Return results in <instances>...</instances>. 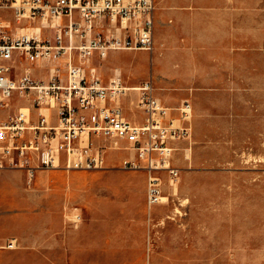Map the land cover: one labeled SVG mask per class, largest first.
Here are the masks:
<instances>
[{"label": "rangeland", "instance_id": "obj_1", "mask_svg": "<svg viewBox=\"0 0 264 264\" xmlns=\"http://www.w3.org/2000/svg\"><path fill=\"white\" fill-rule=\"evenodd\" d=\"M229 12L234 21L216 23L218 49L105 56L121 61L126 84L152 80L163 101L176 108L175 117L184 102L191 104V118L182 120L190 129L170 141L171 162L180 169L177 186L160 173L166 203L149 214L141 192L146 172L123 169L121 159L129 153L116 148L108 149L103 169H60L63 176L49 177L38 170L32 181L25 170L6 169L0 171V238L21 239L47 224L50 236L64 242V264H264V0ZM2 16L13 20L11 10ZM15 26L13 21V31ZM44 34L53 36V29ZM22 66L43 79L50 64L22 60ZM138 98L130 90L125 104L135 108ZM26 103L16 95L12 109ZM127 109L131 116L134 110ZM75 237L126 243L130 254L147 259L123 261L124 251L104 247L76 255ZM95 251L103 260H84Z\"/></svg>", "mask_w": 264, "mask_h": 264}, {"label": "built area", "instance_id": "obj_2", "mask_svg": "<svg viewBox=\"0 0 264 264\" xmlns=\"http://www.w3.org/2000/svg\"><path fill=\"white\" fill-rule=\"evenodd\" d=\"M7 10L13 20L0 16V113L9 111L0 116V171L25 170L32 181L41 169H102L107 149H123V169L147 171L149 211L166 203L160 173L177 186L170 141L190 129L182 120L191 118V104L174 117L176 108L162 103L152 80L128 86L119 76L105 83L94 69L84 71L94 53L153 50L155 0H0V12ZM49 28L53 36H44ZM22 60L48 62L49 78H34ZM130 90L139 93L142 121L126 114ZM16 95L27 103L12 111Z\"/></svg>", "mask_w": 264, "mask_h": 264}, {"label": "crops", "instance_id": "obj_3", "mask_svg": "<svg viewBox=\"0 0 264 264\" xmlns=\"http://www.w3.org/2000/svg\"><path fill=\"white\" fill-rule=\"evenodd\" d=\"M156 10L154 13V46L153 49H218L217 48V25L218 22H225L230 20H235V14L230 16V9L251 7L256 4V0H155ZM235 11V10H233ZM237 15V14H236ZM2 16V12H0ZM237 19V18H236ZM56 23L55 21H52ZM209 23H212V36L209 37ZM39 25L37 23L29 24L30 29H34L35 26ZM45 30V29H44ZM43 30V33H44ZM45 36V34H44ZM51 37V36H50ZM212 38L207 40V38ZM153 50V51H154ZM122 50H114L110 52H121ZM109 52V53H110ZM180 52V51H176ZM109 56V55H108ZM100 56L98 53H94L91 57L85 60L84 62V71L89 74L92 69L101 77V79L108 83L115 79L116 77L122 75V68L117 66L121 61H113L112 58ZM124 66H127L126 64ZM49 70L47 77H44V80L49 78ZM124 80V79H123ZM148 80H142L139 84H126L128 86H141ZM125 82V80H124ZM126 83V82H125ZM156 92V88H155ZM156 95L163 101L162 97ZM126 98H124L123 105L127 116L132 120L142 121V115L138 105L135 108L128 107L125 104ZM166 103L165 101H163ZM169 107H174L168 105ZM130 108L134 110L131 116L127 113ZM13 111V109H12ZM9 112V111H7ZM172 115L175 117V113L172 112ZM108 151V149H107ZM125 151L123 149L118 150ZM126 152V151H125ZM124 158V157H123ZM122 158V159H123ZM121 159V164H122ZM107 160V153H106ZM106 168V166H105ZM103 169V168H102ZM60 169H41L39 171L45 172L49 177L50 174H60L63 176ZM65 170V169H64ZM38 171V170H37ZM70 171V170H67ZM146 178L144 179V185L141 189L142 198L146 202V193H147V171ZM130 181L131 179H127ZM129 189L130 185L127 186ZM168 198V196H166ZM127 201L125 205L127 209L129 208V203ZM148 208V207H147ZM131 210V208H129ZM149 214L151 211H149ZM92 226V224H89ZM85 229L81 227L78 230ZM33 232L21 239L18 238L20 235L16 234L17 237H6L4 239L0 238V264H64L65 261V245L64 242L59 240L58 237L50 236L49 225L42 224L39 227L31 228ZM35 230H44L40 236L34 233ZM80 236V233H78ZM14 241L16 244L15 248H7L6 245L8 242ZM108 248L110 250L115 249L116 251H124V258L120 259L123 261H143L147 259L145 255L134 256L130 254L132 249L130 245L126 243H105L98 245L91 237L81 242L80 238H74L72 244V251L76 255H86V251H91L97 248ZM133 247V246H132ZM4 252H9L8 254H2ZM12 252V253H10ZM98 253L88 254V257L84 260L86 261H100L103 258H98ZM153 256V255H152Z\"/></svg>", "mask_w": 264, "mask_h": 264}]
</instances>
